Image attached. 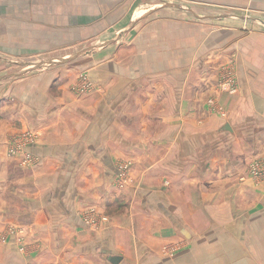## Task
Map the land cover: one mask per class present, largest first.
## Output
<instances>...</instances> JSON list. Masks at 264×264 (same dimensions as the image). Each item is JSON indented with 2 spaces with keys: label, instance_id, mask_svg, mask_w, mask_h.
<instances>
[{
  "label": "crops",
  "instance_id": "0c3cea01",
  "mask_svg": "<svg viewBox=\"0 0 264 264\" xmlns=\"http://www.w3.org/2000/svg\"><path fill=\"white\" fill-rule=\"evenodd\" d=\"M262 153L264 0H0V264H264Z\"/></svg>",
  "mask_w": 264,
  "mask_h": 264
},
{
  "label": "rangeland",
  "instance_id": "374dc122",
  "mask_svg": "<svg viewBox=\"0 0 264 264\" xmlns=\"http://www.w3.org/2000/svg\"><path fill=\"white\" fill-rule=\"evenodd\" d=\"M236 66L235 65H227L221 68V73L224 74L225 76H227L228 80H225L223 82L220 83L221 79H222V74L220 75L217 85H216V89L215 92L216 93H220V94H224V93H230L233 94L237 91L238 89V79L236 76ZM93 83L91 81H89L88 79L84 78L81 80V83L78 84L76 86V89H78V91L82 92V93H86L88 91H91L92 89H94L93 87ZM230 86H234V88L230 87ZM207 105L209 108V113L212 115H217L219 117H226L227 113L226 111L223 109V107H221V105L219 104V102H216V100L214 99V96H212L211 98H209L207 101ZM34 136V141L28 143L29 146H31L32 144H34L36 142V140L39 139L38 134L36 133H31ZM24 135V134H21ZM20 134L14 136L11 141L18 137L21 136ZM26 135V133H25ZM21 165H24L23 162ZM117 171H116V179L118 180V183L120 184L119 186H126V185H130L133 186L135 183V180L132 176V162L131 161H121L118 162L116 165ZM238 182L241 184H247V185H251L253 186L255 189H259L260 191H262V193H264V153L259 154L256 157H253L250 161H248L246 163L245 166V173L243 176L238 178ZM94 209H89L86 210L84 212V220L86 219V215L92 211ZM98 212V211H97ZM95 211V215L93 213H90L89 216L91 218H93L95 220V225H89L90 227H92L94 230H97L101 221L103 220V215L102 213H97ZM86 222V220H85ZM24 244V242L22 244L18 243L19 247L21 248V251H24L25 249L22 248V245ZM164 254L166 256H172L175 253V249L174 247H164L163 249Z\"/></svg>",
  "mask_w": 264,
  "mask_h": 264
},
{
  "label": "built area",
  "instance_id": "2783aa9c",
  "mask_svg": "<svg viewBox=\"0 0 264 264\" xmlns=\"http://www.w3.org/2000/svg\"><path fill=\"white\" fill-rule=\"evenodd\" d=\"M222 79L220 81L223 82L225 80H228L227 76H225L224 74H222ZM232 88H234V86H230ZM34 141V136L31 133H26V135H21L18 136L16 138H14L11 142H10V148H9V156L11 157H16V156H20L21 154L23 155V164L25 165H29V164H33L34 162V158L32 157V155L26 153V149L29 146L28 143L33 142ZM90 213H93L95 215V210L90 211L87 215H86V223L89 225L94 226L95 225V220L93 218H91L89 216ZM9 234L11 236H15L18 240V243L22 244L24 242V244L22 245V248L25 249V237L27 235V230L24 228H15L12 227L9 229Z\"/></svg>",
  "mask_w": 264,
  "mask_h": 264
},
{
  "label": "water",
  "instance_id": "95a60500",
  "mask_svg": "<svg viewBox=\"0 0 264 264\" xmlns=\"http://www.w3.org/2000/svg\"><path fill=\"white\" fill-rule=\"evenodd\" d=\"M44 68H45V64L42 63V62L41 63L29 64V65H27V67L23 71L15 74L14 76H20V75H23L25 73H28V72H31V71H35V70H42ZM120 260L121 259L119 257H113V258L110 259V261L113 264H117V262L120 261Z\"/></svg>",
  "mask_w": 264,
  "mask_h": 264
}]
</instances>
